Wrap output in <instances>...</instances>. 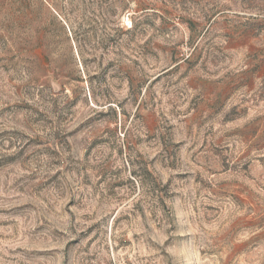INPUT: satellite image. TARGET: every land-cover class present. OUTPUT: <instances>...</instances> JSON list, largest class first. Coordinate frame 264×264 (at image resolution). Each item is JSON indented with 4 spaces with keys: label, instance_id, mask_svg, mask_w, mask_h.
Wrapping results in <instances>:
<instances>
[{
    "label": "rangeland",
    "instance_id": "rangeland-1",
    "mask_svg": "<svg viewBox=\"0 0 264 264\" xmlns=\"http://www.w3.org/2000/svg\"><path fill=\"white\" fill-rule=\"evenodd\" d=\"M0 264H264V0H0Z\"/></svg>",
    "mask_w": 264,
    "mask_h": 264
}]
</instances>
